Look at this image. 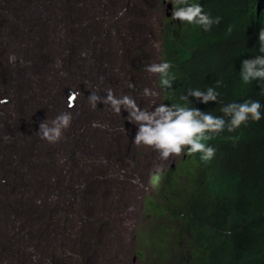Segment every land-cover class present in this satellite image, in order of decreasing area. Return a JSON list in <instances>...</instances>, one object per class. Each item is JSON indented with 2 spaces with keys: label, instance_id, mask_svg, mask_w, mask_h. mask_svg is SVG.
I'll return each mask as SVG.
<instances>
[{
  "label": "rangeland",
  "instance_id": "1",
  "mask_svg": "<svg viewBox=\"0 0 264 264\" xmlns=\"http://www.w3.org/2000/svg\"><path fill=\"white\" fill-rule=\"evenodd\" d=\"M171 17L165 0H0V264H139L151 178L180 157L146 151L135 114L95 101L118 89L150 111L164 105L150 97L162 92L151 69ZM78 92L89 94L80 129L57 147L47 128Z\"/></svg>",
  "mask_w": 264,
  "mask_h": 264
},
{
  "label": "clouds",
  "instance_id": "2",
  "mask_svg": "<svg viewBox=\"0 0 264 264\" xmlns=\"http://www.w3.org/2000/svg\"><path fill=\"white\" fill-rule=\"evenodd\" d=\"M165 1L172 17L165 21L162 63L151 69L161 80L162 92L150 93L153 100H164V105L150 111L141 96L126 99L118 89L112 98L98 95L95 101L102 112L110 106L125 118L135 114L141 126L140 146L146 151L159 152L164 161L180 157L175 165L151 178L154 195L146 202L135 234L139 264L146 262L144 257L155 261V250L143 239L158 233L163 223L147 215L150 200L172 210L169 222L163 223V260L169 264H264V0ZM132 15L134 12L128 18ZM174 23L180 29L166 44L167 29ZM17 62L23 67L24 58ZM215 64L233 70L243 85L251 86L246 92L249 95L226 102L222 82L204 72ZM136 91L142 93L143 89L137 85ZM88 98L87 92H78L73 113L59 124H50L44 138L57 147L71 143ZM16 103L9 101V107ZM248 127L259 131L253 147L242 155L241 144L230 145L233 156L228 161L221 158L220 142L215 139L227 134L237 142L236 134ZM100 129L117 131L105 124ZM181 165L188 167L180 175ZM172 170L186 191L181 201L193 208L181 209L162 199L163 176ZM0 222L6 224L8 218L0 217ZM209 240L225 247L207 251ZM40 252L37 249L36 254ZM46 259L41 256L40 264H46Z\"/></svg>",
  "mask_w": 264,
  "mask_h": 264
},
{
  "label": "trees",
  "instance_id": "3",
  "mask_svg": "<svg viewBox=\"0 0 264 264\" xmlns=\"http://www.w3.org/2000/svg\"><path fill=\"white\" fill-rule=\"evenodd\" d=\"M169 22V21H167ZM180 26H177V24H172L168 27V34H167V41L166 44H170L173 35L179 31ZM204 72L210 76L214 81L220 80L221 86L225 89L226 93H224L221 90V93L223 94L226 102H229L231 100H239L249 94H246V92L251 88V86L243 85L239 79L234 75L233 70L229 69H220L217 67V65H213L210 67L204 68ZM220 89V88H219ZM215 112L218 111V108L214 110ZM249 129H243L236 135H238L239 139L237 142H235L232 139H229V135L223 134L221 137L215 139L216 141L220 142L218 146V154L221 158L228 161L229 157H232V153H234V147L230 145H234L236 143L241 144L240 150L242 152V155L250 150L255 142L257 141V137L259 134V131L255 130L252 127H248ZM234 136V135H233ZM214 140V141H215ZM213 141V142H214ZM240 159H243L241 157ZM238 159V160H240ZM246 160H250L249 157L245 158ZM188 165H181L180 166V175L184 174L187 171ZM167 177V178H166ZM163 178H165L164 183L162 184V187L160 189V195H164L162 199L165 202H171L173 204H177L181 209H190L193 207H190L188 204L189 202H183L181 200H184L186 198V191L183 189V186L180 184L179 177L176 174L175 170H172V172L167 176L164 175ZM164 203H159L154 200H150L147 204L146 212L149 218L151 220L156 222H163L168 223L170 218V214L172 213V210L170 207H167V205H163ZM162 223V227L159 230L158 233L151 237H146L143 239V242H150L149 247L152 250H155L154 259L155 261L149 262L146 257L144 264H169L165 259L164 253L166 252V247L163 242V235L165 233V227L166 225ZM148 232V230H147ZM225 247V244L220 243V245L215 242L209 240V242L206 243V250L207 251H216L218 249H223Z\"/></svg>",
  "mask_w": 264,
  "mask_h": 264
},
{
  "label": "bare ground",
  "instance_id": "4",
  "mask_svg": "<svg viewBox=\"0 0 264 264\" xmlns=\"http://www.w3.org/2000/svg\"><path fill=\"white\" fill-rule=\"evenodd\" d=\"M139 128H141V126L139 125ZM141 130V129H140Z\"/></svg>",
  "mask_w": 264,
  "mask_h": 264
}]
</instances>
